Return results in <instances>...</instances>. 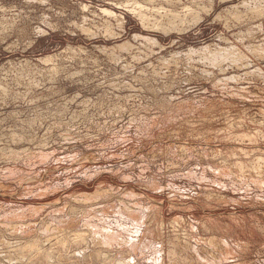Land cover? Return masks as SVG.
<instances>
[{
  "label": "rangeland",
  "instance_id": "rangeland-1",
  "mask_svg": "<svg viewBox=\"0 0 264 264\" xmlns=\"http://www.w3.org/2000/svg\"><path fill=\"white\" fill-rule=\"evenodd\" d=\"M263 172L264 0H0V264H264Z\"/></svg>",
  "mask_w": 264,
  "mask_h": 264
},
{
  "label": "bare ground",
  "instance_id": "bare-ground-1",
  "mask_svg": "<svg viewBox=\"0 0 264 264\" xmlns=\"http://www.w3.org/2000/svg\"><path fill=\"white\" fill-rule=\"evenodd\" d=\"M140 6V5H139ZM143 8V7H142ZM103 11L104 12H106V13H109V14H114V12H112L111 10H108V9H103ZM264 173V172H263ZM260 175V174H259ZM262 181H264V180H262ZM263 183V182H262ZM110 232V231H109ZM112 233V232H111ZM110 234V233H109ZM114 234V233H113ZM106 235V234H105ZM116 236V235H115ZM109 238V237H108ZM102 239V238H101ZM115 239V238H114ZM121 239V238H120ZM124 240V239H123ZM108 243V242H107ZM226 243V242H225ZM199 251V250H198ZM195 252V251H194ZM211 255V254H210ZM225 255V254H224ZM196 256V255H195ZM198 257V256H197ZM209 257V256H208ZM200 258V257H199ZM196 261H198L197 259H196ZM121 262V261H120ZM199 262V261H198ZM214 262V261H213ZM206 263V262H205Z\"/></svg>",
  "mask_w": 264,
  "mask_h": 264
}]
</instances>
